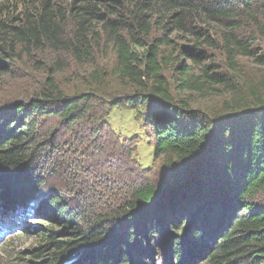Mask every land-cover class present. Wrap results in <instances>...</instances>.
Returning <instances> with one entry per match:
<instances>
[{"label": "trees", "instance_id": "obj_1", "mask_svg": "<svg viewBox=\"0 0 264 264\" xmlns=\"http://www.w3.org/2000/svg\"><path fill=\"white\" fill-rule=\"evenodd\" d=\"M177 33L192 44L175 43ZM102 40L114 52L111 73L134 89L125 104L144 106L138 116L151 128L163 173L133 186L116 210L99 212L88 193L77 190L73 200L51 185L65 168L56 159L62 149L56 132L51 140L39 128L48 119L75 136L100 120L96 95H67L49 76L32 97L4 105L0 214L16 229L24 227L11 212L21 209L47 224L25 262L155 264L159 253L162 264H264V96L242 95L234 84L243 58L262 61L264 0H0V82L20 51L61 45L85 62ZM207 49L222 52L226 71L208 63ZM171 69L179 90L231 93L226 111L212 116L176 99ZM98 134L92 128L85 138Z\"/></svg>", "mask_w": 264, "mask_h": 264}, {"label": "rangeland", "instance_id": "obj_2", "mask_svg": "<svg viewBox=\"0 0 264 264\" xmlns=\"http://www.w3.org/2000/svg\"><path fill=\"white\" fill-rule=\"evenodd\" d=\"M16 7L18 9L17 4ZM66 10L68 11V8ZM67 14L69 15V12ZM69 18L66 17V25H63L62 29L65 36L71 37L70 29L73 23ZM96 29L94 31L99 32ZM95 36L98 37L97 34ZM173 39L175 43L192 44V37L183 33L175 34ZM256 46L259 47L262 61L243 58L238 66L239 72L234 74V84L245 96L252 89L264 96V44L259 41ZM59 47L48 46L29 53L20 51L18 57L11 62L9 72L4 74L0 82V113L4 105L28 99L46 87L49 76L53 77L67 95L95 94V107L100 120L94 124H81L75 136L61 127L58 128L56 122L48 119H43L39 128H43L49 136L51 132H56L54 139L52 136L48 138L60 144L62 149L57 152L56 159L65 165V168L59 175L51 177V185L62 195L73 200L77 190L88 193L91 208L109 213L119 208L133 186L153 182L159 177L164 170L163 162L154 156L151 128L138 116L139 112H145L144 106L135 109L125 104L134 89L120 82L111 73L114 62L111 45L102 40L99 48L95 49L94 57L85 62L77 61L68 50ZM207 50L211 57L208 63L226 71L222 52L217 49ZM165 75L171 83L175 98L189 100L190 107L194 109L213 116L223 114L225 108L230 105L232 95L223 89L216 94L207 95L182 91L177 89L174 83L176 75L173 69L165 71ZM116 97L122 98L124 104L114 106ZM92 128L99 131L98 136L92 135L86 139L85 136ZM130 151L133 153L130 154ZM31 202L28 206L37 201ZM25 206L27 204L23 205ZM23 211L24 209H21V212H11L12 217L18 219L19 227H24L23 230L3 222L9 216L0 214V264H36L25 261L30 257L29 250L34 249L40 242L42 228L47 227V224L38 216H25ZM32 221L37 224L28 225ZM158 254L156 253L155 264H162L163 260Z\"/></svg>", "mask_w": 264, "mask_h": 264}, {"label": "water", "instance_id": "obj_3", "mask_svg": "<svg viewBox=\"0 0 264 264\" xmlns=\"http://www.w3.org/2000/svg\"><path fill=\"white\" fill-rule=\"evenodd\" d=\"M5 186L0 185V198L3 196V194L5 193ZM176 192V191H175Z\"/></svg>", "mask_w": 264, "mask_h": 264}]
</instances>
